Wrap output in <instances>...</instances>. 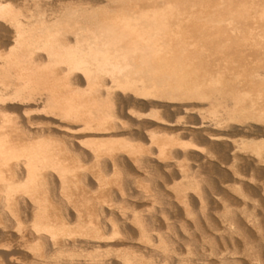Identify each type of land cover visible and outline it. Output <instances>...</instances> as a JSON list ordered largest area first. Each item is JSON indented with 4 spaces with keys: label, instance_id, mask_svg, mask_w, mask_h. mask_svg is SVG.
<instances>
[{
    "label": "bare ground",
    "instance_id": "6f19581e",
    "mask_svg": "<svg viewBox=\"0 0 264 264\" xmlns=\"http://www.w3.org/2000/svg\"><path fill=\"white\" fill-rule=\"evenodd\" d=\"M13 1L0 0V264H27L30 244L52 258L66 252L55 264H141L135 253L149 240L130 227L142 219L138 206H118L119 217L105 227L109 171L132 178V168L198 164L203 144L213 157L223 150L264 173V0H55L49 11L40 0ZM88 162L94 177L93 168L84 170ZM185 164L173 179L187 177ZM182 183L172 186L180 198L191 184ZM11 210L20 215L15 221ZM193 261L186 264H199Z\"/></svg>",
    "mask_w": 264,
    "mask_h": 264
},
{
    "label": "rangeland",
    "instance_id": "374dc122",
    "mask_svg": "<svg viewBox=\"0 0 264 264\" xmlns=\"http://www.w3.org/2000/svg\"><path fill=\"white\" fill-rule=\"evenodd\" d=\"M15 1L19 3L20 1H23V0H14L13 2L15 3ZM43 1L40 0V2H42V7L44 6L43 7L44 9L45 8H48V10L46 9L47 11H49V9L51 7H56V6H54L55 5L54 4L55 0H49V1L47 0V2L45 1V4L46 5L43 3ZM50 1L53 3L52 6L48 4V2L50 3ZM200 108L201 107H197V109H199V111L200 110L203 111V109H200ZM180 113L178 115L176 114L175 116H177V118H178L179 115H180L179 118H181V117L183 118V116H184L183 113H181V114ZM194 117H195V119H194ZM192 118H193L194 121H198L199 119H201L200 116H198V115L197 116H193ZM196 118H198V119H196ZM237 137L238 136H236L235 138H237ZM188 138L191 139L192 137L191 136H187V137L184 138V141H188L189 140ZM194 139H195V137H193L191 140L194 141ZM197 141H198V139H197ZM198 146H200V144H198ZM202 146H203L204 149L206 148L203 144L200 146V148H202ZM200 148L198 149V151L201 150ZM203 148H202V150H204ZM219 149H221V148H219ZM202 150L199 152V154L202 156V159L199 162H197L199 165L196 164V163H194V161H192V160L191 161L188 160V164H187V160L186 161L184 160L183 162L180 161L181 163H180L179 166H181V167H183V165L185 164V162H186L185 166L188 167V165H189V168H190V166L191 167L194 166L193 168H190L191 170L189 168L184 167V170L185 171L188 169L189 170L188 172H190V173H187L186 172L187 173V177L190 174L189 175L190 177H188V179H187V177H185V178L182 179L179 176L177 178L173 179V176L176 173L178 175V173H179L178 170L179 169L180 170H183V168L182 169H181V167L178 168V166H176V167L173 166V170H172V168H170L171 170H169V168L167 169V168H163L161 166L159 169L162 168V170L160 171V170H158V168L155 169V167H151L152 166L151 165V166H149V168L151 167V169H149L148 167L145 168L147 170V173L149 172L148 175L147 174L145 175L146 170H141V169H138L137 170L136 169V171H135L134 170L135 168H132L133 169V173H132L133 175L131 174V176L134 177V178L132 177L133 178V181L136 179L135 182L130 181V180H132V178L131 177H127V172L124 171L125 169H123V171L121 170L122 171L121 174H120V172L118 173V176H120L119 178H118V176L115 177L116 174L114 175V174H112L111 171H109L108 172V175L107 174L105 175V176H108V177H106V178L103 177L104 179L109 180L107 182H109L110 185H108V183L106 182V180L104 181L108 185L107 186L105 184L106 188L108 187L109 190L111 189L110 190V195L107 198H105L106 201H107L106 205L108 206V204H110L109 206L111 207L109 209V206H108V211H107L106 218H105V221H106L105 222V227H106V229H109L111 222L112 221H115V218H117V216H118L117 214L118 213H116L117 212L116 210L118 209V206H120L119 207V210H123L124 209L123 211H127L128 212V207H130V205L131 206L132 205H135V206H138L139 207V208L136 207L138 209V211H139V212L137 211L138 213L136 212L137 213L136 215L139 214V217L141 216L140 218H142L144 220V222H141L142 229H143L144 226H146L147 228L145 227L144 229L148 233L145 234L144 233L145 230H141L140 231L141 228H139V225H141V224L138 225V223H140V221L142 219H140L139 217H137V218L140 219V221H138V223H137L136 219H135V222H134V220L131 221V223H130L131 226L130 227H131V229H133V232L136 231V229L137 230L139 229V232H142L143 231L142 232L143 233V235H142L143 236V239L146 238V239L149 240L148 243H144V245L146 244L147 248L148 247L151 248V249L148 248V249L145 250L144 248L139 247V251L135 253V257H136V254H139V255H137V257L140 256V258L139 257L138 258L136 257L138 259V262H139V259H141V258L147 261L146 262V261H144V260L141 259V261H142L141 264H147V263L148 264H179V263L180 264H184V263L186 264V263H189L188 262L189 260L190 261H193L194 260L193 263H197L199 257L201 258V259L199 258V260H200V261H198L199 264H204V263H206V264H211V263L212 264H224L225 262H226L225 264H243V263L244 264H262V263L264 264V262H262V259L264 257V219H263L264 218V208H263L264 200H262V202H263L262 203L258 199L260 197L261 198H264V194H263L264 190H262V189H264V187H263L264 186L263 185L264 182H262L263 181L262 179H264V173L263 172H256L254 170L255 169L254 168V165L252 164V162L250 161V159H247V158L244 159L245 160V162H244L245 165H244L243 163H241V161H244V160H240L239 157H237L235 159H232V156L229 153H226L224 151L225 156H227L226 158H224L225 157V156L223 157L224 154L221 153V152H223V150H221V151L218 150L222 155L218 152L219 154L218 155L217 154H214V156L215 155L218 156L217 158H219L220 160H221V157L224 158V159L222 158V161H220V160L218 161L215 158L216 156L213 157L212 156V153L208 151V148H207V152H205V150L202 152ZM209 154H211V155H209ZM203 156H204V159H206V160H204V162H207L206 164L208 166L205 163L202 162L203 161ZM213 158H215V159H213ZM210 160H212V161H210ZM223 160L225 162H227V163H224ZM232 160L233 161L235 160L234 163H233ZM89 163L90 162L86 163L87 165L84 164V170L87 171V173L89 172V175H90L91 174V172H90L91 170L90 169L93 168L92 170H94V171H92V176L94 177V175L97 174L96 173L97 172L96 171L97 168L94 169L95 166L93 167V165L90 164L92 166L91 167L90 165H88ZM231 163H233L232 164L233 166L231 165ZM237 163L240 164V165H238ZM248 163H250V164L247 165ZM181 164H183V165H181ZM203 165H206V166H203ZM241 165H243L244 167L241 166ZM86 166L87 167L89 166L90 168H87ZM236 166L237 167L240 166L241 168H239V167L237 168ZM249 166H251V167H249ZM239 169H242L241 170V174L239 173L240 172ZM151 170H153V171H156L157 170L158 173H155L153 171L151 172ZM201 170H202V172H201ZM253 170H254V172H253ZM142 171L145 172V173H142ZM163 171H164V173H163ZM167 171H169V172H167ZM185 171H183V172H185ZM134 172H136L135 174H137V175H135ZM150 172L152 173V175H150L151 174ZM122 173H124L125 176ZM168 173H170L169 175L171 176L170 178H172V179H170V178L167 177V176H169ZM192 173H193V175H191ZM242 173H244V174H242ZM140 174L143 175V176H140ZM164 174H166V175H164ZM232 174L233 175L234 174L235 175L238 174V176L237 175L236 176L235 175L232 176ZM255 174H256V176H255ZM129 175L130 174H128V176ZM163 175H164V177H163ZM242 175H243V178L240 179L242 177ZM244 175H246V178H245ZM144 176H147V179ZM251 176H252V178H251ZM258 176L261 177V179ZM123 177H125L127 180H124L125 178H123ZM155 177L158 178V179H156ZM197 177H199V178H197ZM233 177H235V179H233ZM236 177L240 181L242 180L243 184H245L246 186L247 185L248 186L251 185L253 187V189L256 190L257 193H254V195L256 194L255 197L254 196L253 197L251 196V195H253V193H248V195H247V192L246 193H245V191L243 192V190L240 188V185L238 183H236V182L239 181ZM120 178H122L123 180L120 179ZM142 178H143V180H142ZM190 178H194V179H192V181L197 179L196 182H199V184H200L199 186L200 187L198 186V183H195L193 185L192 183H194L195 181L191 182V179ZM248 178L252 179V181L250 179H248ZM176 179L179 180V181H177ZM180 179H182L181 182H180ZM186 179L192 185L189 184V182H187ZM243 179H245L246 182L243 181ZM112 180H113V182H112ZM119 180H120V182H119ZM121 180L122 181H125V184H126V185L124 184L125 187L122 186ZM173 180H175L174 182H176V183H173ZM234 180H236V181H234ZM114 181H116L115 182L116 185H114ZM117 181H118V183H117ZM248 181H249L250 184L248 183ZM252 182H253V184H251ZM254 182H255V184L257 183L260 186L262 184V186L259 187L257 184L254 185ZM181 183L185 186V188H187L190 185V188L189 187L188 188L191 189V190H189L188 188L187 189H184V194L186 193L185 190L186 191H189V192H187V195L185 194L186 197H184L185 198V204L183 202L184 201V198L183 197H181V198L179 197L180 195L182 196V194H179V190L178 189H180V188H178L177 190H174V188L176 186L175 184H181ZM185 183H187L189 185L186 186ZM259 183H261V184H259ZM120 184H121V186H120ZM196 184H197L196 187H199L200 192L203 191V192H201L202 195H201L200 192H197V191H199L198 188H193ZM236 184H237V186H236ZM173 185H175V186L173 187V190H172V186ZM191 186H193V187H191ZM160 187H161V189H159ZM236 187H237L238 190L240 188V190H242V193H241V191H239L240 192L239 193L238 190H236ZM202 188H203V190H202ZM260 188H261V190H260ZM38 189L40 190V187L39 188L36 187L35 188V190H36L35 192H37ZM192 189H195L194 192H196V193L192 192L193 191ZM205 190H207V191H205ZM259 190H260V192H259ZM121 191H123V192H121ZM141 191H143V192H141ZM173 191L176 192V193H173ZM204 191L207 192V194H205ZM112 192H114L113 193L114 196H115V194L118 195L121 192L120 193L121 195L119 194L121 197L118 195L119 197L115 196L116 197L115 198L114 196H112ZM144 192H146V193H144ZM160 192H161V194H160ZM177 192H178L179 196H175L174 195V194L178 195ZM197 193L200 194V197L198 195H195ZM203 193L205 194V197H206V195L211 196V197L214 196L213 197L214 199H211V197L209 198L208 196H207L208 198L206 197L207 198L206 199L203 196L204 195ZM238 193L240 195H238ZM223 194H224V198H223ZM258 194H259V196H258ZM189 195H191V196H189ZM193 195H195V196H193ZM196 196H198L197 198H199V201L196 198ZM201 196H203L204 198L201 197ZM227 196L228 197L231 196V197L228 198ZM238 196L239 197L241 196V197L238 198ZM112 197H113V199H112ZM176 197H177V199H176ZM241 198H242V201H241ZM179 199L182 200V202L179 201ZM200 199L203 201L202 203H200L201 202ZM231 199H233V200H231ZM42 200H44V199L42 198ZM47 200H51V204L53 202V204H52L53 207L56 206V205H54L56 202L53 201L52 198H50V199L47 198ZM236 200L239 201L240 203L238 204L236 202ZM245 200H247V201H245ZM44 201H42V202H44ZM122 201H124V202H122ZM229 201H232V202L235 201V203H237V205L234 206L235 203L233 204L231 202H230L231 203V205H230ZM42 202H41V204L43 205ZM46 202L48 204H46ZM46 202H44V205L45 206L47 205V207L49 206L48 209L53 208L50 205V202L49 201H46ZM186 202L188 203V205H187ZM224 202L226 204V205L224 204L225 206H223V203ZM37 203L40 204V202H37ZM94 203L95 202H93V204ZM114 204L115 205L118 204V205L115 206ZM125 204H126V206H125ZM199 204H201L202 206L201 205L199 206ZM204 204H206V205H204ZM84 205H86V204H84ZM121 205L124 206V207L121 208L122 207ZM74 206H77V203ZM112 206H114V207L112 208ZM184 206H185V208H187L188 212H186L187 210L184 208ZM204 206H206V207H205V209L203 208V210H202L201 207H204ZM226 206H227V209L229 211H231L230 208L233 209L231 211V213H229V216H228L227 210H225L226 209ZM125 207H126V209H125ZM200 209L202 210L203 213L201 212ZM112 210H115V211H112ZM141 210H143V211H141ZM145 210H147V211H145ZM184 210H186V211H184ZM222 210L223 211H226V212H223ZM239 210H241V211H239ZM9 213H11V212L9 211ZM186 213H188V214H186ZM225 214H226V217H225ZM233 214L235 216H237V217H235V220L233 218V216H234ZM11 215L9 214V216L13 217L16 214L13 215V211H12ZM17 215L15 217H20V215H18V216ZM115 215H116V217H115ZM15 217H13L14 219H12V218L11 219L13 221H15ZM107 217H108V219H107ZM231 218H232V220H231ZM241 218H243V219H241ZM98 219H100L99 216H98ZM236 219H237V224H236ZM238 219H240V221H238ZM109 220H111V221H109ZM233 220H234V222H232ZM243 220H246V223H244ZM230 221L232 222L231 224H230ZM238 222H240V224L242 223L243 225L241 224V226H240L238 224ZM147 223L151 227V230L149 229L150 227L148 226ZM134 224L137 225L138 228ZM6 229H8V228H5V230ZM9 230H11V229H9ZM149 234H150V236H147ZM135 235H136V232H135ZM144 235H146V237ZM76 236H77V234H76ZM135 237H137V236H135ZM134 240H136V239H133L132 241L135 242V243L136 242L138 243V240H136V241H134ZM29 246L31 247V248L29 247L30 249H28L30 253L28 254V251H27V254L28 255H26V259H25V263H27V264H30L29 263V260H30L29 258H31L30 261H34L35 264H36V262L39 264L38 261H40V262H41V260L42 261H45V259L46 260L49 259L50 262H48V263H51V261L53 260V262L51 264H55L54 259H55V261L58 260V262H60L61 260H64V259L67 258L66 256L65 257L63 256V254L66 253V252H63V254L61 253V255L63 257H60L61 256L60 254H59L60 256L58 254H53L55 257L58 256L59 258H57V257L56 258L55 257L52 258L53 256L51 255V253L49 255V254H46L47 252H45V253L42 252V251H46V250H42L41 251V254L39 253V251L41 249H44V247L43 248L41 247V249H40V246H37V245L35 246V248H33L32 246H34V245L31 246V244ZM32 249H33V252L36 251V249L37 250L39 249V251L38 252L36 251L37 253L36 252L33 253L32 252ZM195 249H197V250H195ZM195 251H197V252H195ZM235 251H236V253H235ZM31 253H33V254L30 255ZM67 253H69V251ZM71 253L74 254V255L72 254L73 256L76 255L75 254L76 252L74 253L73 251H70V254ZM140 253L141 254L143 253L144 255L142 254L143 255L142 256V255H140ZM233 253H235V254H233ZM245 253L248 256L250 254H251L250 256H253L252 254H254V256H257L258 255V257H254L253 256L252 258L250 257V259H249V257ZM34 254H35V256H34ZM36 254H37V256H41L42 258L41 257H36ZM45 254H46V256H45ZM221 254L222 255L224 254L225 257L222 256ZM259 254H260V256H259ZM42 255L45 256V257H47V258L43 257ZM64 255H66V254H64ZM202 255H204V256L202 257ZM259 257H260V259H259ZM40 258H41V260H40ZM62 258H64V259H62ZM202 258H204V259L202 260ZM221 258L225 259V261L223 259H221ZM233 258H234V260L236 259L237 263H236V261H235V263L232 262ZM178 259H180V260L178 261ZM184 259H185V261H184ZM253 259H254V261L256 260L255 263H254ZM257 260L259 262L260 261L261 262L259 263ZM148 261L149 262L152 261V262L149 263ZM221 261H223L224 263H222ZM263 261H264V259H263ZM34 263H31V264H34Z\"/></svg>",
    "mask_w": 264,
    "mask_h": 264
}]
</instances>
